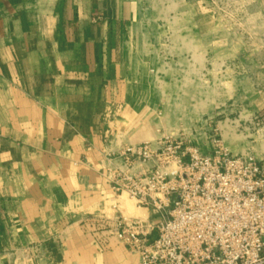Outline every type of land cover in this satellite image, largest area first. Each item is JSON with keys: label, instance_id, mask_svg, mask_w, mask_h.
Returning <instances> with one entry per match:
<instances>
[{"label": "crops", "instance_id": "0c3cea01", "mask_svg": "<svg viewBox=\"0 0 264 264\" xmlns=\"http://www.w3.org/2000/svg\"><path fill=\"white\" fill-rule=\"evenodd\" d=\"M137 9L0 0V264H138L99 227L108 171L149 137L110 115L130 108Z\"/></svg>", "mask_w": 264, "mask_h": 264}, {"label": "rangeland", "instance_id": "374dc122", "mask_svg": "<svg viewBox=\"0 0 264 264\" xmlns=\"http://www.w3.org/2000/svg\"><path fill=\"white\" fill-rule=\"evenodd\" d=\"M132 1L130 108L111 118L125 113L124 124L149 133L139 144L171 137L203 153L229 149L264 161V0ZM112 199L104 216H149L127 193Z\"/></svg>", "mask_w": 264, "mask_h": 264}, {"label": "built area", "instance_id": "2783aa9c", "mask_svg": "<svg viewBox=\"0 0 264 264\" xmlns=\"http://www.w3.org/2000/svg\"><path fill=\"white\" fill-rule=\"evenodd\" d=\"M121 158L107 174L114 195L154 214L102 216L99 227L139 264H264V161L171 137Z\"/></svg>", "mask_w": 264, "mask_h": 264}]
</instances>
